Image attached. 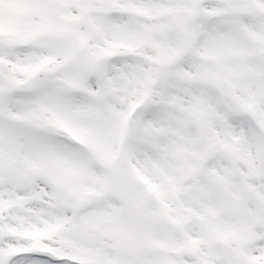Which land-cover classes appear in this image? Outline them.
Returning a JSON list of instances; mask_svg holds the SVG:
<instances>
[{
  "label": "snow or ice",
  "instance_id": "snow-or-ice-1",
  "mask_svg": "<svg viewBox=\"0 0 264 264\" xmlns=\"http://www.w3.org/2000/svg\"><path fill=\"white\" fill-rule=\"evenodd\" d=\"M0 264H264V0H0Z\"/></svg>",
  "mask_w": 264,
  "mask_h": 264
}]
</instances>
